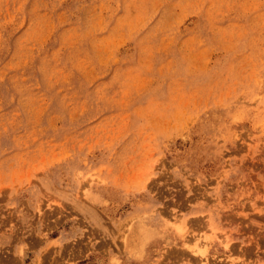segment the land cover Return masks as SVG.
Returning <instances> with one entry per match:
<instances>
[{"label":"rangeland","instance_id":"obj_1","mask_svg":"<svg viewBox=\"0 0 264 264\" xmlns=\"http://www.w3.org/2000/svg\"><path fill=\"white\" fill-rule=\"evenodd\" d=\"M0 264H264V0H0Z\"/></svg>","mask_w":264,"mask_h":264}]
</instances>
